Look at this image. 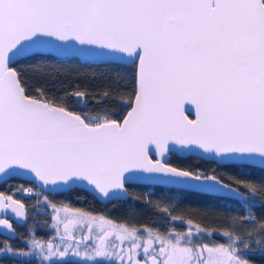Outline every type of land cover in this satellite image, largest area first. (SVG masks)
<instances>
[{
  "label": "snow or ice",
  "instance_id": "obj_1",
  "mask_svg": "<svg viewBox=\"0 0 264 264\" xmlns=\"http://www.w3.org/2000/svg\"><path fill=\"white\" fill-rule=\"evenodd\" d=\"M49 53L134 64V86L121 99L126 113L90 118L69 107V99L87 100V91L50 99L30 85L17 65L28 59L40 68ZM120 91L108 85L100 99ZM173 151L217 163L264 161V0H0V183L24 175L41 189L83 185L107 200L124 198L138 181L249 204V197L264 198V182L175 166L168 161ZM16 193L38 201L42 195L22 185L0 191V229L12 234L10 216L26 217ZM147 202L189 227L117 222L69 204L57 207L45 195L66 246L32 239L31 247L49 264L73 248L79 256L81 244L86 259L93 260L91 250L106 264H251L249 253L264 254V216H233L218 231L174 215L175 205ZM78 227H86L79 239ZM217 235L228 242L216 243ZM0 254L29 255L9 242H0Z\"/></svg>",
  "mask_w": 264,
  "mask_h": 264
},
{
  "label": "trees",
  "instance_id": "obj_2",
  "mask_svg": "<svg viewBox=\"0 0 264 264\" xmlns=\"http://www.w3.org/2000/svg\"><path fill=\"white\" fill-rule=\"evenodd\" d=\"M36 64L35 60L23 59L18 67H23L27 80L33 87H42L49 93V98H67L66 91L82 90L90 93L85 105L69 99V107L73 110L92 117H103L114 113L121 116L126 113V104L121 99L127 100L135 80V65L118 61H83L76 56L58 57L45 54L41 57V67L34 68L29 65ZM111 85L113 89H121L119 94H114L106 100L100 97L104 89ZM191 116V114H189ZM169 162L182 168H215L218 174H230L241 179H248L256 183L264 182V168L248 163L218 164L213 160H207L196 155L178 156L171 154ZM9 185H31V182L18 177H13L7 184L0 183V191L7 192ZM39 190V189H38ZM40 200L35 195L15 194V198L21 199L25 204L26 217L21 223L13 222L15 235L7 237L0 234V242H9L13 249H26V240L36 237L47 240L51 234L50 209L42 199L47 196L55 204H69L81 210L102 214L114 221L128 220L138 225H152L161 230L174 229L184 231L186 223L180 220L172 222L167 216L157 211L147 201L159 202L161 206L172 207L175 205L174 215L191 218L206 229L223 230L230 217L243 216L254 213L256 216H264V198L259 196L249 197V204L245 200L225 197L216 194L203 193L195 190H185L178 187L162 184L130 183L128 197L112 199L105 202L99 201L93 194L81 187H71L66 191L48 193L41 190ZM201 240L213 239L211 235L200 236ZM223 235L215 237L216 243H226ZM239 243V241H238ZM253 247H255L254 242ZM251 264H264V254L259 251L249 253ZM0 264H41L37 258H26L20 255L0 254ZM49 264V262L47 263ZM50 264H106V259L84 262L75 258L62 260L53 259Z\"/></svg>",
  "mask_w": 264,
  "mask_h": 264
},
{
  "label": "water",
  "instance_id": "obj_3",
  "mask_svg": "<svg viewBox=\"0 0 264 264\" xmlns=\"http://www.w3.org/2000/svg\"><path fill=\"white\" fill-rule=\"evenodd\" d=\"M51 54V53H49ZM54 56H56L55 54H52ZM58 57H61V56H58ZM78 57L80 60H83V61H117V60H114L113 58L111 57H100V58H95V59H85V58H81L79 56H76ZM118 62H127L126 60H120ZM80 104L83 106L85 105V101H81ZM185 111H186V114L189 116V114H191V116H189V118H194V110L192 108L191 105H186L185 106ZM171 154H176L178 156H186V155H189V154H192V153H187V152H183V151H173L171 153H169L168 155V161H169V158H170V155ZM192 155H196V156H199V157H202L204 159H207V160H213L216 162V160L208 157V156H205L203 154L201 155H197V154H192ZM170 163V162H169ZM225 163H248V164H254V165H257V166H260V167H263L264 168V161H261L259 158H257L255 161H252V162H247V161H238V160H233V161H225L223 163H218V164H225ZM18 178H21V179H24V180H27V181H31L37 188H39L40 190H42L43 192H48V193H58V192H63V191H66L68 190L69 188H63V189H58L57 191H52V189L49 187V188H45V189H41V186L38 182H36L35 180H33L30 176H24V175H19V176H16ZM133 183H146V184H162V185H166V186H172V187H178V188H181L179 186H176V185H170V184H164V183H155V182H147V181H138V182H133ZM72 187H81L85 190H87L88 192H90L91 194H93L99 201L101 202H105V201H108L107 199H104L102 197H99L96 193L93 192V190L88 187V186H83V185H75V186H72ZM196 191V190H195ZM218 195V194H216ZM128 197V194L124 197L126 198ZM232 198H235V197H232ZM123 199V198H122ZM22 202V201H21ZM0 218H3V216H0ZM12 222H16V223H21L25 220V218H22V219H17L14 215H11L10 216ZM0 234L4 235V236H7V237H13L15 235L12 234V233H9L7 231H4L2 229H0Z\"/></svg>",
  "mask_w": 264,
  "mask_h": 264
},
{
  "label": "rangeland",
  "instance_id": "obj_4",
  "mask_svg": "<svg viewBox=\"0 0 264 264\" xmlns=\"http://www.w3.org/2000/svg\"><path fill=\"white\" fill-rule=\"evenodd\" d=\"M42 201H43V199H42ZM56 205H57V207H61L63 204H56ZM73 208H75V207H73ZM49 209H50V214H51V217H52V215H53L52 209L50 207H49ZM92 214L93 215H98V216H104L102 214H97V213H92ZM53 225H54V221L51 219V222H50L51 234H50V237L47 240H41V239L33 237V236H30L26 240V249H24V250H27L29 255L24 256V257H26V258L35 257V258H37V260L41 264H47L48 263V262L43 260V256H42V254L40 252V249H34V248L31 247L30 242H31L32 239L39 240L42 243H52L54 245V247L61 248V249L66 246V242L60 239V236L63 235V226L61 225L60 228H59V231H57L53 227ZM187 227H189V225H187ZM83 231H86V227L85 228H79V227L77 228V230L75 231V235H76L77 239H79V236H80L81 232H83ZM169 231H175V230L174 229H170ZM227 242H228V238H227L226 243ZM67 243H71V241H68ZM75 250H76L75 248L70 249L69 250V254L66 257H64L63 259L71 257V258L79 259V260L84 261V262L95 261V260H98V259H106V258H97V257H95L94 253H92L91 250H88V251H89L90 255H93V260L86 259L85 256H84V252L86 251V247L83 244H81L79 246V252L81 253L79 256L74 254ZM44 254H46V253H44ZM53 259L61 260L59 257H54Z\"/></svg>",
  "mask_w": 264,
  "mask_h": 264
},
{
  "label": "built area",
  "instance_id": "obj_5",
  "mask_svg": "<svg viewBox=\"0 0 264 264\" xmlns=\"http://www.w3.org/2000/svg\"><path fill=\"white\" fill-rule=\"evenodd\" d=\"M25 187H26V188H27V187H30V188H33V189H35L36 193H38V191H39L37 188H34V187H33V186H31V185H28V186H25Z\"/></svg>",
  "mask_w": 264,
  "mask_h": 264
}]
</instances>
